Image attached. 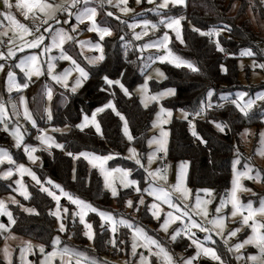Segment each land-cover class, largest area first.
Wrapping results in <instances>:
<instances>
[{
	"label": "snow or ice",
	"instance_id": "1",
	"mask_svg": "<svg viewBox=\"0 0 264 264\" xmlns=\"http://www.w3.org/2000/svg\"><path fill=\"white\" fill-rule=\"evenodd\" d=\"M134 2L136 6H141V13H136L135 9L129 6V0H96V6H90L92 0H0V37H8L9 31L13 33L12 37L7 39V44L11 47L0 50V72L5 73L4 83L9 94L7 100L0 98V131L12 138L11 147L22 149L30 162V165L26 166L25 163L14 159L8 148L0 147V165H7L3 171H0V180L7 183V187L11 189L12 193H18L26 201L43 193L55 202L54 206L49 207L48 215L55 218L56 235L51 236L47 243L33 244L31 240L22 241V246H19V264H54L57 260L59 264H71L73 260H75V264H101L85 252L70 247L60 235L67 234L70 240L72 235L81 234L88 241L95 242L98 232L94 230L93 224L85 219L88 212L96 213L99 216V232L106 234L107 231H110L114 234L113 237L104 241L111 244L113 248L125 244L124 239L115 235L119 226H123L131 232V255L138 256L135 264H203L205 258L214 264H231L228 256H231L237 264H264V231H262L264 230V197H261L258 206L254 207L251 199L247 203H242L237 195L238 192H249L255 195L252 189L245 187L241 181L246 179L254 183H264V170L254 169L248 162H244L242 168H238V165L241 164L242 154L238 148L234 149L235 155L230 166L232 187L226 189V195L220 196L219 202L215 204L211 214L208 205H211L216 199L213 195L214 189L203 187L194 190L187 186V182L190 180L187 173V161L181 164L175 183H169L168 166L164 161L169 151L170 132L164 125L172 122L173 110L161 104V101L166 97H175L176 89L167 87L153 91L150 89L149 82L153 79L157 81L168 79L161 68L155 67L157 61L160 64L172 65L177 69H188L193 73H200L201 70L194 61L173 51L176 41L180 45L188 47L182 25V21L186 20V17L180 13V8L186 7V0H147V4L151 5L149 8L142 6V0H134ZM259 2L264 6V0H259ZM105 5L125 17H128L129 13H132L133 16H141L142 13L153 12L161 16V19L152 22L149 19L141 18L133 19L132 23H128L127 19L108 10ZM235 7L236 5L232 4L230 9ZM165 9L168 11H163ZM172 9H176L178 14L169 15L168 13ZM248 9L249 11L253 10L251 0H249ZM17 13L23 17V21L17 18ZM71 18H74L75 23H69ZM252 19L255 20L256 17H252ZM4 21L7 22V25H4ZM114 21L118 23H114ZM64 25H68V27H64ZM160 26H163L162 34L157 36L156 32ZM124 27L129 32L119 35L118 40L122 42L126 63L139 68L142 83L130 90L129 87H126L125 82H122V79L110 78L111 73L104 74L100 76V79L105 87L100 91L109 93L111 98L106 96L101 106L92 111L90 116L87 114L82 118L78 116V123L64 122L63 127L38 126L37 115L46 123L54 122L55 86L58 85L65 90L60 92V97L66 101L69 98L67 93L78 94L79 90L90 82L92 74L101 71L107 72L103 68V65L107 63L106 48L114 41L106 38H112L114 31L123 32ZM137 28L141 30L135 31ZM167 30H171L174 36ZM191 30L200 36L208 37L216 51L225 53V55L229 54L221 46L219 40L212 39L225 31L231 32V28L227 24L223 27L212 26L207 31L191 26ZM81 31L95 33L98 39L95 42L91 39H77ZM149 31L155 38L149 36ZM144 37H148V39L145 41ZM17 40L19 43L16 42ZM4 43V40H0V45ZM85 49L98 54L86 55ZM149 49L156 51L145 56L144 53ZM54 50L55 54H53ZM137 53L140 55L137 56ZM130 55L135 59H130ZM240 55L251 58L257 56V53L252 47H246L241 49ZM259 55L264 56V49H260ZM81 58L86 63L82 64ZM60 61L67 62V66L62 70H57V63ZM250 66L253 69L264 70V61L257 62L256 59H253ZM15 69L23 74L19 81ZM220 71H227V69L221 65ZM73 73L76 75L73 76ZM118 75L125 77L126 73H118ZM41 77H44L43 81H41ZM38 81H40L39 84H37ZM30 84H37L38 88L37 96L33 97L31 101L35 108L30 107L29 100L23 95V90L28 89ZM113 88H118L124 97H133L134 93H138L140 104L155 113L152 128L158 129V135L154 134L148 138L149 151L146 154L138 152L135 147L131 146L137 138L130 129V120L118 107V94L111 91ZM13 92L16 93L15 98L12 97ZM203 96L204 99L196 108L179 109L180 115L176 117V119L187 122L188 130L197 142V146L208 145L207 138L197 130L196 121L198 119H205L208 123L213 124L220 133L225 132L226 129L231 130L227 122L215 116L209 119L208 109L224 108L226 104H230L242 114L243 118L250 120L259 116L264 121V91L257 93L254 98L243 91L236 92L234 98L226 94L220 97L222 103L215 105L212 103L214 92L210 86L205 90ZM45 99L47 103L44 102ZM114 101L116 102L114 103ZM150 104L157 107L150 108ZM106 110L110 111L106 113ZM99 113L114 114L115 117H118L117 125L123 138L129 142L126 146L128 154L123 159L132 161L136 168L143 170L145 174L142 177L143 183L131 178L135 169L119 165L109 166L108 162L114 161L116 156H120L119 152L96 155L92 152L72 150L67 143L58 142L52 135V133H60L63 137L66 133H71L74 130L83 133L86 129L89 132L94 129V134L103 138L104 132L101 123L97 120ZM21 118L24 123H21ZM25 124L36 129V135L32 139L38 141V144H32L25 140V134L29 131L24 126ZM248 131L245 129V134ZM259 137L261 145H264V129L260 131ZM153 145H155L154 148ZM53 149H59L64 156L70 157L72 161H80V158L86 160L103 177V188L107 189L112 197H121L125 207L136 213L141 210L151 213V218L159 223V230L165 234L169 244L177 243L178 240L182 241L186 237L190 243H187L184 252L187 253V250L193 247L194 251L187 255L175 253L160 239L148 235L142 227L133 224L130 219L117 218L110 212L99 210L86 200L66 191L65 187L53 179L37 175L31 165H38L40 156L34 154L46 152L52 156ZM157 153H162V155L157 156ZM258 154L264 156V150L259 151ZM153 164H156L155 168L152 167ZM14 173L21 178L30 177V183L34 188H37L36 194L29 191L28 184L23 179L15 178ZM70 179L72 181L83 179L75 164L71 167ZM117 180H119L118 184ZM120 188L128 189L129 193L134 191L138 195L133 197L121 193L118 190ZM57 190H59V194H57ZM193 192L194 200L190 199ZM200 193H203V196ZM61 197L69 202V206L61 203ZM147 197H152L151 203L147 202ZM229 204L231 210L225 213V208ZM9 205H15L23 213L32 215H39V213L36 207L25 206L15 195L9 194L6 197H0V216L7 217V223H0V236H3L5 241L0 252H2L6 264H13V250L8 241L16 239L10 230L18 221ZM163 205H166L168 210H164ZM71 206H75V208ZM237 217L239 219H233ZM69 221L71 224L68 223ZM227 222L238 224V226L228 228ZM81 225L82 228H80ZM173 225L176 226L172 227ZM245 228L250 229L251 232L242 239L238 238V233H241ZM197 232L204 234L202 239ZM212 233L220 237L225 254L222 255L217 248L209 246V243L216 244ZM229 237L236 238L235 242H230ZM249 245L256 251L250 254L241 251ZM46 247H50L51 250L46 251ZM137 248L147 249V255L144 252L138 253ZM37 251L39 253L37 261H29L28 255L35 256ZM150 257H155V260H150Z\"/></svg>",
	"mask_w": 264,
	"mask_h": 264
},
{
	"label": "trees",
	"instance_id": "2",
	"mask_svg": "<svg viewBox=\"0 0 264 264\" xmlns=\"http://www.w3.org/2000/svg\"><path fill=\"white\" fill-rule=\"evenodd\" d=\"M234 3H241L235 16L232 13L233 9H230V6ZM248 3L249 0H186V7L180 8V13L186 17L183 34L188 47H174V50L184 58L194 61L201 71L200 73H193L188 69H177L168 64L163 65V71L168 79L163 82H153L151 88L155 91L167 87L176 89L175 97L163 101L166 107L172 108L175 112L179 109H194L204 99L203 94L209 86L214 91L213 101L217 102L215 104H219L220 100L218 101V96L221 92L234 93V91L246 89L239 81L240 71L237 62L241 49L252 47L257 53L256 57L260 61H264V56L259 55L260 45H262L261 42H263V39L257 36L256 32L246 21L240 22V19L237 18V15L245 12ZM252 7L256 10L260 9L257 0H253ZM168 14L177 15L178 13L176 9H172ZM260 14V20L263 22L264 9L260 10ZM156 15L149 13L150 17ZM114 23L118 22L114 21ZM225 24L231 28V32L225 31V36L220 35L215 40L221 42V46L227 50L228 55L216 51L214 44L209 42L208 37L200 36L191 30V26L199 27L201 30L207 31L212 26L223 27ZM114 32L115 34L112 38H106L114 41V43H110L106 48L107 63L103 65V68L107 72L101 71L92 74L90 82L79 90L78 94L67 93L69 98L64 107L58 106L59 96L56 97L53 102L55 105V119L54 122L49 123V126L63 127L64 122L78 123V116L82 117L85 113L91 114L92 111L101 106L105 97L109 96V93L100 91L101 88L105 87L103 81L100 79V76L104 74L111 73L110 78L122 79V82H125L126 87H129L130 90L142 82V75L139 68L126 63L122 42L118 40L119 35H125L129 30L124 27L123 32ZM136 55L139 56L140 54L137 53ZM144 55L147 56L148 54L144 53ZM129 58L135 59L131 55ZM81 62L82 64L86 63L82 58ZM221 65L227 71H220ZM118 73H126V76L120 77ZM37 84H30V87L26 90L29 93V102L32 108H34V104H31L32 98L37 96ZM111 91L117 92L118 107L130 120V129L137 138V140L133 141V145L139 152L146 154L147 140L150 137L154 112L144 108L136 96L124 97L116 88L111 89ZM109 98L111 97L109 96ZM152 107L155 106H151L150 108ZM108 111L110 110H106V113ZM106 113H101L98 117L104 132L103 138L94 134L95 131L93 129L91 132L86 129L83 133H80L79 130H74L71 133H66L63 137L60 133H55L54 136L58 142L67 143L72 150H82L101 155H107L110 152H119L120 156H116L114 161L111 162V165L116 164L135 169L132 176L143 183L142 177L145 175L143 170L136 168L134 163L123 159L127 144L117 125L118 117H115L114 114L109 115ZM207 113L209 119L215 116L227 122L231 130L226 129L225 132L220 133L215 129L213 124L208 123L205 119H198L196 121L197 130L207 138L208 145L197 146V142L188 130L187 122L174 117L168 126L171 135L168 145V158L172 161L181 160L188 162L190 165L188 174L190 177L188 181L190 188L195 190L210 187L214 189V194L220 199L221 195H226V189H229L231 184L230 166L235 155L234 149L238 148L243 156L242 162H247V155L241 152V150H244L240 143L241 131L244 128H254L257 139L258 130L263 125V121L259 116L250 120L243 118L242 114L230 104H226L224 108H217L215 110L208 109ZM38 123L43 127L47 125L39 119ZM31 142L32 144L35 143L32 140ZM14 154L17 161L25 160L21 153L17 154L15 152ZM39 154L41 155L42 163L41 166H36L34 169L38 175L53 179L65 187L66 191L72 192L74 195L79 196L98 208L110 210L118 215L125 213L123 209L124 203L121 197H117L118 207L114 210L111 209L113 198L104 190L102 178L98 170L89 168L86 160L81 158L76 163L78 172L83 179L80 181H72L70 179V170L74 161L70 157L64 156L59 149H54L52 156H49L46 152H40ZM28 185L29 191L35 195L37 188H34L29 183ZM10 192L11 189L7 187V183L4 180H0V197ZM120 192L134 196L133 191L131 193L128 190ZM260 194H264V190L258 191L256 197H259ZM20 201L25 206L36 207L39 215L23 213L15 205H11L10 209L13 210L14 216L18 221L11 231L31 241L47 243L51 236L56 235L55 218L48 215L49 207L54 206L55 202L51 201V198L43 193L35 195L34 199L26 201L21 198ZM93 216L91 218L94 221V228L98 232V238L93 242L95 256L98 258L104 256L116 259L119 252L118 249L110 247V245L104 242L110 238L109 231L106 234L99 232L98 220ZM135 218H133L135 224H140L145 227L148 224H154L150 213L145 211H140ZM60 235L66 243L91 251L88 245H86L87 239L83 235L74 234L72 240L68 239L67 234ZM117 236L126 240L125 231L119 229ZM2 241L0 236V244ZM177 245L174 250L175 253L181 249H185L187 246L182 241H178ZM121 246L123 245H118L119 249ZM0 264L5 263L0 259Z\"/></svg>",
	"mask_w": 264,
	"mask_h": 264
},
{
	"label": "rangeland",
	"instance_id": "3",
	"mask_svg": "<svg viewBox=\"0 0 264 264\" xmlns=\"http://www.w3.org/2000/svg\"><path fill=\"white\" fill-rule=\"evenodd\" d=\"M251 2H252V6H253V0ZM234 4L236 5V7L235 8H232L233 9V12L232 13H234L233 15L235 16L236 15L235 13L239 10L238 8H239V6H240L241 3H234ZM257 4H258V7L260 8L259 10L258 9L256 10V9L253 8L252 11H249V9L247 7V9L245 10L244 13H242L240 15H237L238 17L237 16L236 17L240 19V22L246 21V23H248L250 25V27L256 32L257 36H260L261 39H263V41H264V20H263V22H262V20H260V16H261L260 10L264 9V6H262L260 4L259 0H257ZM90 6H96V0H92V4ZM129 6L130 7H133L135 9V12L136 13H141V6H136L134 0H129ZM142 6L144 8L151 7V5H148L147 4V0H142ZM105 7L108 8V10L114 11L117 15H121L122 18L127 19V22L128 23H132L133 22V19L139 20L141 18L149 19L152 22H156V21H158V20L161 19V16H159V15H156L154 17H150L149 16V13L156 14V13H153V12L142 13L141 16H133L132 13H129L128 14V17H132V18H128V17L123 16V14L118 13L115 9H112V8H110L107 5H105ZM254 10H256V11H254ZM163 11L167 12L168 10L165 9ZM101 15H102V13H101ZM252 17H256V19L253 20ZM17 18L19 20L23 21V17L21 15H19V13H17ZM97 18L98 19L100 18L99 15H98ZM3 23H4V25H7V22L6 21H4ZM69 23L70 24L71 23H75L74 18H71L69 20ZM184 23H185V20L182 21L183 33H184V28H185ZM64 27H68V25H64ZM81 28H83V26H81ZM140 30H141L140 28L135 29V31H140ZM162 30H163V26H160V29L157 30L156 35L158 36V35L162 34ZM167 31H169L170 34H172L171 33V30H167ZM114 34H115V32L113 33V36H114ZM12 35H13V33L11 31H9L8 32V37H0V40H3V39H6L7 40L9 37H12ZM172 35L174 36V34H172ZM221 35L222 36H225V32H223ZM149 36H151L152 38H155V36H153V34H152L151 31H149ZM214 38H216V37H214ZM77 39H91V40H93V42H95L98 39V37L96 36L95 33H89L87 31H81L79 33V35L77 36ZM147 39H148V37H144V40L145 41ZM16 42L19 43V40H17ZM260 46H261V49H264V44L263 45H260ZM6 47H11V45H8L7 44ZM170 47H172V45H170ZM175 47L183 48L184 45H180L179 42L176 41L175 42ZM0 50H4L3 47H2V45H0ZM26 51H28V50H26ZM77 51H79L78 48H77ZM155 51H156L155 49H149L145 53L146 54L155 53ZM173 51L177 53V51L174 50V47H173ZM161 53H163V50H161ZM53 54H55V50H54V53ZM85 54L86 55H97L98 53L88 52V50L85 49ZM239 55H240V53H239ZM253 59H256L257 62H261L256 56L250 58L248 56H241L240 55L237 63H238V69L240 71L239 81L246 88V89H242V90H238V91L246 92V93L249 94V96H251V97L254 98L257 93L264 91V70H261V69H253L250 66ZM163 65L164 64H160L157 61L155 67H159V68H161L163 70ZM65 66H67V62L60 61V62L57 63V70H62L63 67H65ZM184 70H187V69H184ZM15 71L18 74L17 79L19 81L20 79H22V75L23 74L22 73H19V70L18 69H15ZM75 75L76 74L73 73V76H75ZM153 76H155L154 73H153ZM33 79H35V78H33ZM4 80H5V73L0 72V98H3L4 100H7L9 98V94L6 91ZM43 80H44V77H41V81H43ZM163 81L164 80L157 81V80L153 79L152 81L149 82L150 83V89L153 90L151 88V84L153 82H163ZM39 83H40V81H38V84ZM254 87H256V88L254 89ZM116 89L119 90L118 88H116ZM162 89H164V88H162ZM162 89H159V90H162ZM26 90L27 89H24L23 90V95H25L27 97V99L29 100V93H27ZM159 90H157V91H159ZM62 91H65V90L62 89V88H60L58 85L55 86V94H54V97H53V102H54L55 98L59 96L58 97L57 104L60 107H64L67 104V102H68V99L66 101L63 100V99H61L60 92H62ZM153 91H155V90H153ZM238 91H234V93L221 92L219 94V96H218V101L220 100L219 103H222V101L220 99L221 96L227 94V95H230V96H232L234 98L235 97V93L238 92ZM36 92H38V88H36ZM133 96H136L139 99V101H140V96H139L138 93H134ZM12 97L13 98L16 97V93L15 92L12 93ZM168 98H171V97H166L164 100H166ZM164 100L161 101V104H163V101ZM44 102L47 103L46 99H45ZM205 102H207V101H205ZM212 103L215 105V103H217V102L216 101H212ZM151 106H155V105L154 104H150L149 107H151ZM155 107H157V106H155ZM34 108H35V105H34ZM10 111H11V109L9 108V112ZM85 114H87V113H85ZM85 114H83V115H85ZM100 114L101 113L98 114L97 120H98V117H99ZM87 115L90 116L91 114H87ZM179 115H180L179 111H176V112L173 111V118L174 117H178ZM36 119H37V122H38V119L41 120L39 118V115L36 116ZM154 119H155V113H154V116H153V119L152 120H154ZM41 121L44 122L45 124H47V125H45V127H47V128L54 127L52 125L49 126V123H46L45 120H41ZM21 123H24L23 120H22V118H21ZM170 124L164 125V127L168 129V126ZM24 126L29 129V131L25 134V140L27 142H29V143H32L31 142V140H32L33 142H35L33 144H38V141H34L32 139V137H34L36 135V129L35 128H32L31 125H29V124H25ZM38 126H40L39 123H38ZM40 127H43V126H40ZM89 127H91V126H89ZM245 129H248L249 130L247 134H245ZM262 129H264V121H263V125L260 126V128L258 130V137H257V139H256V132H255V129L254 128H251V129L250 128H244L241 131L242 133L240 135V143H241L242 148H244V150H241V152L244 155H247V162L250 163L253 166L254 169H258V170L264 169V156H261V155L258 154L259 151L264 150V145H261V143H260V137H259V133H260V131ZM54 134L55 133H52V135H54ZM154 134H157L158 135V129L151 128L150 137L153 136ZM170 136H169V141H170ZM255 140H256V143H255ZM125 141H126V144L128 146L129 142L127 141L126 138H125ZM11 143H12V138L8 134L4 133L3 131H0V147L8 148L10 150L11 154H13L14 159H16L15 154H14L15 152L17 154L21 153L24 156L25 160H20V162L25 163L26 166L30 165V162L27 160V157L24 155L22 149H17L15 147H11ZM131 146L135 147L133 145V142H132ZM152 147L154 148L155 145H153ZM125 151L126 152H125L124 156H126L128 154L127 153V148H126ZM148 151H149V146H148V143H147V152ZM39 153L40 152H37V153L34 154V155H39L40 156V161L38 162V165H31L32 168H33V170L35 169L36 166H41L42 159H41V155ZM96 155H101V154H98L97 153ZM160 155H162V153H157V156H160ZM165 158L168 159L169 183H175L177 174L180 172L181 164L184 163V161H181V160H174V161L169 160L168 154H167V156ZM242 158H243V156H242ZM127 161H130V160H127ZM242 161H243V159H241V164L238 165V168H242L243 163L246 162V161H244V162H242ZM77 162L78 161H74L73 164L76 165ZM111 162L112 161H109L108 162L109 163V166H112V167L117 166L116 164L111 165ZM130 162H132V161H130ZM157 163H159V161H157ZM88 166L91 169H95V168H92L91 165H89V164H88ZM6 167H7L6 164L5 165H0V171H3ZM152 167L155 168L156 167V164H153ZM95 170H97V169H95ZM189 170H190V165L188 164V167H187V173L188 174H189ZM34 171H36V170H34ZM14 177L15 178H21V177L17 176L15 173H14ZM173 177H174V179H173ZM101 178H102V183H103V177L101 176ZM131 178H134V177L132 176ZM21 179H23L26 184L29 183V184L32 185V183H30V177L24 176ZM230 179H232V173H231ZM116 183L118 184L119 183V180H117ZM161 183H163V182H161ZM241 183L245 187L251 188L252 189V192L255 193V195H253L252 193H249V192H238L237 195H238L240 201L242 203H247V201L249 199H251L253 201L254 207L258 206L259 199L261 197H264V194H262V195L260 194L259 197H256V196L258 194V191H263L264 190V183H254V182H252L250 180H246V179L245 180H242ZM13 186L15 187V185H13ZM187 186L189 187L188 182H187ZM231 187H232V185L230 184L229 189ZM28 188H29V185H28ZM190 189H192V188H190ZM104 190L107 191V189H104ZM118 190L119 191H126L128 189L120 188ZM108 193L111 196L110 192H108ZM9 194L15 195L16 198L19 199V200L21 198H23V197H20L18 195V193H12V192H10L8 194H5V195H3L1 197H6ZM57 194H59V190H57ZM133 194H134V196H137L138 195L134 191H133ZM200 194L203 196V193H200ZM213 195L216 197V199L212 202L211 205H208V208L210 210V214H211L212 210H214L215 204H217L219 202V199L217 198V196L214 193H213ZM111 198H113V202L111 204V209L114 210V209H116L118 207V204H117V199L118 198L117 197L114 198L112 196H111ZM190 199H193L194 200V192L190 196ZM147 202L148 203H151L152 202V197H147ZM61 203L64 204L65 206H69V202L64 197H61ZM10 206L11 205H9V208H10ZM93 206L94 207H97L95 205H93ZM71 207L75 208V206H71ZM162 207L164 208V210H168L166 205H163ZM98 209L99 210H102V211H105V212H110V213L113 214V216H115L117 218H121L122 217L124 219H130L133 224H135L133 218L136 219L135 217L138 215V213L134 212L132 209H128L127 207H125V205H124V208H123L125 210V213L124 214H121V215L120 214L119 215L118 214H115V213H113L110 210H104V209H102L100 207ZM230 210H231V205L229 204L225 208V213L230 212ZM141 211H143V210H141ZM93 215L99 221V219H100L99 216L96 215V213H92V212H88L87 215H86V217H85V219L88 222L92 223L93 224V228H94V221H93V218H91V216H93ZM150 215H151V213H150ZM233 219H239V217L233 218ZM153 221H154V224H152V225L151 224H148V226H146V227L143 226V225H140V224H137V225H139L140 227H142L147 232L148 235H150V236H152L154 238L160 239L165 245H167L172 251H174L176 249V246H178L177 243L169 244L168 240L165 238V234L162 231L159 230V223L156 220H154V219H153ZM77 222H78V218H77ZM0 223H7V217L6 216H0ZM68 223H71V221H69ZM105 223H107V222L105 221ZM177 224H179V222H177ZM13 226H12V228H13ZM175 226L176 225H173L172 227H175ZM233 226H238V224L237 225H234L231 222H227V227L228 228H231ZM82 227L83 226L81 225V228ZM119 229L122 230V231H125V233H126V240H125V244H123V246H121L120 249H119V247H117V249H118L119 252H118V256L116 257V259H112V258H108V257H104V256H101L100 258H98L97 256H95V254L93 252V249H94L93 242H90L88 240H87L86 245H88V247H89V249L91 251H88L87 249H82V248L77 247V246L72 245V244H69V246L70 247H74V248L78 249L79 251L85 252L86 254H88L91 257H94L97 261L101 262V264H135V261L138 259V256L137 257H133L131 255V243H130V241H131V232L127 228H125L123 226H119L118 232H119ZM94 230H95V228H94ZM170 231H171V228H170ZM194 231H196V230L194 229ZM262 231H264V230H262ZM118 232L115 234L116 236H117ZM250 232H251L250 229L245 228L241 233H238V238L242 239V238H244L245 235L249 234ZM13 234L15 235L16 239L9 240L8 241V244L11 247V249L13 250V264H19V256H20L19 246H22V241L29 240V239H27L25 237H20L17 234H15L14 232H13ZM197 234H198V236H200L201 239L203 238V235H204L203 233L197 232ZM109 235H110L109 237L111 238V237H113L114 234L109 231ZM212 235H213L214 240L216 241V244L213 245V244L209 243V246H212V247L217 248L219 250V253H221L222 255L225 254V250H224V247H223V243H222L220 237L216 236L215 233H212ZM1 238H2L3 241L0 244V249H3L4 244H5V241H4L3 236H1ZM72 239H73V235H72ZM72 239H70V240H72ZM235 240H236V238L229 237V241L230 242H235ZM178 241L180 242V240H178ZM182 242H185V245H187V243H190V241H187V238L186 237L182 240ZM32 243L33 244H39V242L37 243V242H34V241H32ZM108 245H110V247H112L111 244H108ZM185 245H183V246H185ZM50 250H51L50 248H46V251H50ZM136 251L138 253L139 252H144L145 255H147V249L137 248ZM193 251H194V247L188 249V252L187 253L184 252V249L179 250L177 253H181V254L187 255V254H191ZM241 251L244 252L245 254H250V253L255 252L256 249L253 248L251 245H249V246H246V248L245 249H242ZM38 256H39V253L37 251L35 256L29 254L27 258H28L29 261L35 262V261H37V257ZM0 259L6 264V261L3 260L2 252H0ZM149 259L150 260H155V257H150ZM228 259H229V261H231V264H237V262H235V261L232 260L231 256H228ZM54 264H59V261L58 260L55 261ZM71 264H75V260H73L71 262ZM203 264H214V262H211V261H209V260H207L205 258L203 260Z\"/></svg>",
	"mask_w": 264,
	"mask_h": 264
},
{
	"label": "built area",
	"instance_id": "4",
	"mask_svg": "<svg viewBox=\"0 0 264 264\" xmlns=\"http://www.w3.org/2000/svg\"><path fill=\"white\" fill-rule=\"evenodd\" d=\"M213 40H215V38L213 37L212 38ZM4 40V44L2 45V47H3V49L4 50H6V45H7V40L6 39H3ZM261 44L263 45L264 44V41L263 42H261ZM224 55H225V53H224ZM166 164H167V166H168V159L167 158H165V161H164Z\"/></svg>",
	"mask_w": 264,
	"mask_h": 264
},
{
	"label": "water",
	"instance_id": "5",
	"mask_svg": "<svg viewBox=\"0 0 264 264\" xmlns=\"http://www.w3.org/2000/svg\"><path fill=\"white\" fill-rule=\"evenodd\" d=\"M175 176V175H174ZM173 179H174V177H173Z\"/></svg>",
	"mask_w": 264,
	"mask_h": 264
}]
</instances>
